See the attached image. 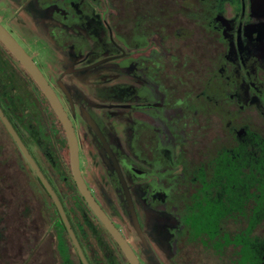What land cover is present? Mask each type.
<instances>
[{"label": "flooded vegetation", "instance_id": "af4514ba", "mask_svg": "<svg viewBox=\"0 0 264 264\" xmlns=\"http://www.w3.org/2000/svg\"><path fill=\"white\" fill-rule=\"evenodd\" d=\"M0 25L55 101L0 39V264H264V0H0Z\"/></svg>", "mask_w": 264, "mask_h": 264}, {"label": "water", "instance_id": "95a60500", "mask_svg": "<svg viewBox=\"0 0 264 264\" xmlns=\"http://www.w3.org/2000/svg\"><path fill=\"white\" fill-rule=\"evenodd\" d=\"M0 39L7 45V47L16 55V57L22 62V64L28 69V71L33 75L35 80L40 84V86L45 90V92L49 95L52 102L55 104L54 98L46 84V81L37 68V66L34 64L32 59L24 52V50L17 44V42L11 37V35L0 25ZM69 130L68 137L69 142L71 146V158H72V164H73V170L76 174V178L78 180V184L83 192V194L87 197L89 202L92 204V201L86 191L85 184L83 183V180L78 176V146H77V140L73 132ZM93 205V204H92ZM94 206V205H93ZM96 209V208H95ZM75 239V238H74ZM127 253L129 254V257L133 264H139L138 261L135 260L132 252L125 248Z\"/></svg>", "mask_w": 264, "mask_h": 264}]
</instances>
